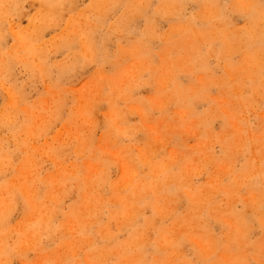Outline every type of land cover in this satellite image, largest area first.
<instances>
[{"label":"rangeland","instance_id":"rangeland-1","mask_svg":"<svg viewBox=\"0 0 264 264\" xmlns=\"http://www.w3.org/2000/svg\"><path fill=\"white\" fill-rule=\"evenodd\" d=\"M16 1L0 21V264H264V67L212 41L222 15L250 46L234 0H210L208 34L183 0H55L40 37L44 2Z\"/></svg>","mask_w":264,"mask_h":264},{"label":"bare ground","instance_id":"bare-ground-1","mask_svg":"<svg viewBox=\"0 0 264 264\" xmlns=\"http://www.w3.org/2000/svg\"><path fill=\"white\" fill-rule=\"evenodd\" d=\"M54 1L55 0H40V2H44V4L40 5V6H42L41 7L42 10H40L39 15L37 14L36 16L39 17L42 25L38 28L37 27L34 28V37H37V36L40 37V35H42L44 33V31L41 30L42 26L44 29H46L47 27H51L53 25L52 21L55 18L54 16H56V14H57L56 11H54V8H55L53 6ZM143 1H146L149 3L150 0H143ZM143 1H141L140 3H142ZM183 1L192 3L193 10L197 11L196 12V14H197L196 20L189 27V30L192 32H198L201 34H208L211 31V28H213L212 24H209L212 22V20H214V18H212L213 12L211 11L212 10L211 6L213 3L210 2V0H183ZM172 2L174 3L175 0H159L158 7L166 8V7L170 6V4ZM105 3H106L105 0H92L93 6H97V5L99 6L101 4V7L105 8L104 9L105 12L110 10V9H113V7H115V5L113 6V4H111V3H107V4H105ZM234 3H235L236 10H240L243 13H245L248 16L250 23H252L253 25L256 24V34H252L246 38V40L250 46L245 44V42L242 40L243 36L240 33V31L237 28H235L230 23V21L225 20L222 15L220 16V18L218 17L219 29L214 31L215 33L217 32V34L215 37L212 38V41L217 46L218 51L220 50L219 49V44H220L227 51L228 57L230 56V54L232 52H240L241 49L245 46V50L241 51V52L243 54H245L247 57H254V60L257 64V66L259 68H262V67H264V0H245V3L241 2V1L238 2L237 0H234ZM187 5H189V4H187ZM207 5H209L208 9L201 10V8H205ZM67 7L70 9V11L73 10L72 5H69ZM116 8L117 7H115V9ZM177 8H178V4L176 5V9ZM13 10L16 11L19 15L22 14L21 6L17 3L16 0H0V21L4 20L8 14H12ZM132 13H133V15H132L133 18H140V14L143 13V10L138 8L136 10V14L134 12H132ZM36 16L28 19L27 22L30 26H26L24 28V30H23L24 35L25 34L31 35L30 33H27V28L32 27V24L34 21L33 19ZM122 18H123V16H122ZM230 25H231V28L233 30H230ZM114 29L116 32L119 31L117 28H113L112 33H114ZM152 33H153L152 31H149V32L146 31L145 35L150 34L152 37H154V34H152ZM85 34H86L85 36H87V37L88 36L92 37V35L90 33H88L87 31L85 32ZM163 38H164V40H170V42L172 44L177 45V43H179L178 38H180V37L175 36V35L174 36L164 35ZM63 41L67 44L66 47H70V44H68L69 42H68L67 36L64 37ZM207 41H208V39H207ZM70 42H72V41H70ZM0 43H1V41H0ZM89 43H91V48L95 52L96 49L94 48L92 42H89ZM85 46H86V44H85ZM232 46L234 47V50H233ZM83 47L84 46L82 45L80 48H83ZM230 47H231L232 52L229 49ZM97 48H98V46H97ZM209 48L212 49L211 46ZM99 50H100V53H103V52H105L106 54L108 53V49H107V46L105 43H102V46ZM139 50H143V49H139ZM33 51H35V49H33V46H32V47L24 50V53L26 55L34 56L35 54H33ZM167 52H168V50H162L159 53V55L162 57ZM36 54H39V53H36ZM17 55L21 56L22 54L17 52ZM41 58H43V56ZM68 70H71V68L66 67L64 69V71H68ZM8 72H10V67H9L8 63L7 62L2 63L0 60V79H4L5 77H7V75L10 76L11 73H8ZM257 77L258 76L251 79L252 84H253L252 88L254 90H260L261 88L263 89L264 88V81L261 79L259 80ZM223 81H225V80H223ZM211 102H212V104L216 105V102L214 99H212Z\"/></svg>","mask_w":264,"mask_h":264}]
</instances>
